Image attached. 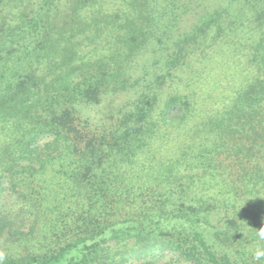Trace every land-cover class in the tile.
<instances>
[{"label":"trees","instance_id":"obj_1","mask_svg":"<svg viewBox=\"0 0 264 264\" xmlns=\"http://www.w3.org/2000/svg\"><path fill=\"white\" fill-rule=\"evenodd\" d=\"M264 0H0V264H264Z\"/></svg>","mask_w":264,"mask_h":264},{"label":"rangeland","instance_id":"obj_2","mask_svg":"<svg viewBox=\"0 0 264 264\" xmlns=\"http://www.w3.org/2000/svg\"><path fill=\"white\" fill-rule=\"evenodd\" d=\"M156 264H182L174 259L172 256H166L161 260H157Z\"/></svg>","mask_w":264,"mask_h":264},{"label":"clouds","instance_id":"obj_3","mask_svg":"<svg viewBox=\"0 0 264 264\" xmlns=\"http://www.w3.org/2000/svg\"><path fill=\"white\" fill-rule=\"evenodd\" d=\"M261 236H264V232L261 233Z\"/></svg>","mask_w":264,"mask_h":264}]
</instances>
